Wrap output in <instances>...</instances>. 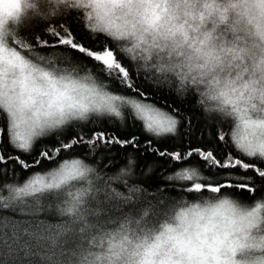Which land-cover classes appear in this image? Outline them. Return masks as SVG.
Listing matches in <instances>:
<instances>
[{
  "label": "snow or ice",
  "instance_id": "snow-or-ice-1",
  "mask_svg": "<svg viewBox=\"0 0 264 264\" xmlns=\"http://www.w3.org/2000/svg\"><path fill=\"white\" fill-rule=\"evenodd\" d=\"M185 3V19L177 23L171 0H83L84 12L41 7L26 17L23 0H0V181L9 176L22 181L2 183L7 195H0V209L19 208L21 215L38 218L52 207L42 201V194L78 181L92 165L101 173L93 195L97 205L114 202L117 212L124 205L135 206V225L146 239L152 234L151 243L136 246V264H264V139H237L229 134V123L215 118V147L194 144L192 118L181 106L185 99L141 75L89 26L95 17L140 43H148L147 37L153 43H175L179 36L182 46L189 31H198L205 13L213 11L208 3L202 11H195L189 0ZM253 3L264 11V0ZM214 10L221 21L226 19V8ZM12 18L19 30L9 44L2 30ZM76 22L90 43L73 32L71 24ZM157 96L163 105L157 106ZM102 118L119 121L123 130L103 128ZM241 122L246 128L264 127V120L241 117ZM113 150L128 159L109 175L103 169L114 166L115 158L108 155ZM133 152L155 158L141 176L133 174ZM88 158L92 163L85 162ZM194 160L198 166H192ZM152 164L175 170L161 177ZM169 189H175L178 198L166 195ZM202 196L233 197L246 207L219 199L205 215L183 206ZM56 199L58 208L61 202L66 206L61 214L66 211L71 217L69 201ZM91 211L98 215L101 209ZM124 220L133 223L131 211ZM77 224L81 234L91 227L79 216L47 228L64 234ZM120 226L125 228L124 223Z\"/></svg>",
  "mask_w": 264,
  "mask_h": 264
},
{
  "label": "clouds",
  "instance_id": "clouds-1",
  "mask_svg": "<svg viewBox=\"0 0 264 264\" xmlns=\"http://www.w3.org/2000/svg\"><path fill=\"white\" fill-rule=\"evenodd\" d=\"M23 3L25 17L34 15L41 7H55L60 13L86 10L83 0H23ZM189 3L194 4L195 11L204 10L203 5L208 3L213 11L211 15L205 13L198 31H189V40L182 46L179 36L175 43L172 40L153 43L151 37L146 38L148 43H140L95 17L89 26L107 37L156 86L180 98L195 95L207 116L229 123L230 135L235 134L237 139L242 136L264 139V127L246 128L241 122V117L264 120V11L258 10L253 0H189ZM171 7L179 17L176 22L183 21L188 10L185 0H171ZM217 7L227 9L224 21L214 10ZM18 30V21L9 19L2 30L5 42L10 44ZM256 158H260L258 152ZM100 175L94 166L87 165L78 181L59 192L41 196L52 207L40 214L54 216L56 223L82 216L91 226L83 234L79 224L72 232L60 234L55 229L50 231L48 223L37 222L38 218L21 215L19 208L0 209V264H136L140 259L134 254L139 251L136 246L151 243L152 234H147L146 239L145 233L135 225L138 217L133 210L135 206L124 205L117 212L114 202L97 205L93 195ZM69 191L73 194L71 198L66 195ZM56 198L69 201L68 206L73 208L71 217L66 211L61 214L66 206L61 202L58 208ZM97 199L102 201L103 197L97 195ZM219 199L246 207L233 197L212 196L189 200L183 206L207 215ZM97 207L101 211L94 215L91 210ZM130 211L133 223L124 220V214ZM171 222L176 224L175 219ZM121 223L125 228H121Z\"/></svg>",
  "mask_w": 264,
  "mask_h": 264
},
{
  "label": "trees",
  "instance_id": "trees-1",
  "mask_svg": "<svg viewBox=\"0 0 264 264\" xmlns=\"http://www.w3.org/2000/svg\"><path fill=\"white\" fill-rule=\"evenodd\" d=\"M72 30L73 32L76 33L77 37L81 40H84L85 42L90 43V41L88 40V34H86L80 27V24L78 22L76 23H72L71 24ZM101 38L103 39H108L103 37L102 34H98ZM109 40V39H108ZM109 42L111 43V41L109 40ZM114 46V45H113ZM118 51V50H117ZM173 95H175L174 93H172ZM155 101L157 102V106H161L164 104V101L159 99V96L154 98ZM185 99V103H183L181 106L183 107L184 111L186 112V114L190 115L192 118V133L193 136L196 137L197 139H193V143H199L201 146H204L205 148H207L208 146H212L215 147V144L213 142V136H212V129L214 128V119L213 117H209L207 116L203 109L198 105L197 103V97L195 95H190L184 98ZM130 123V121L128 122ZM101 126L103 128L106 129H112L113 131H115L116 129H121L123 130V125H121V123L119 121H115L114 123L110 122L108 120V118H102L101 119ZM201 127L204 128V131L201 132ZM181 131L183 132V129H181ZM43 139V138H41ZM108 155L110 157H114L115 159L113 160V167L109 168H104L103 171L108 173L109 175H113L116 174L119 171V168L122 166H125L127 164V159H128V155L127 154H117V152L115 150H113L112 152L108 153ZM130 155L132 156V158L136 161L135 165L133 166V174L135 176H141L144 169H146L149 166V161L150 160H154V157H151L149 154L147 153H130ZM75 158H81V157H75ZM100 159H103V156L99 157ZM86 163H92L91 158H88L85 160ZM192 166H198L196 164V161H193V165ZM152 168L153 171L158 174L164 176L169 174L171 171H174L175 169L172 168L171 165H168L166 167H159L156 164H152ZM3 182H18V183H22V181H14L13 178L11 176H9L7 181H0V195H7L6 190L2 189V183ZM135 181H130V185L131 183H134ZM116 188L120 189L121 191H124L123 186L121 184H116L115 185ZM141 187H143V185H141ZM148 191H152L151 188L148 189ZM175 189H169L168 193H166V195H173L174 198H178L175 197ZM208 195H212V194H208ZM125 210L127 211L128 209L125 208ZM43 222V223H48V224H55L56 223V218L52 215H45V214H40L38 217L37 222Z\"/></svg>",
  "mask_w": 264,
  "mask_h": 264
}]
</instances>
